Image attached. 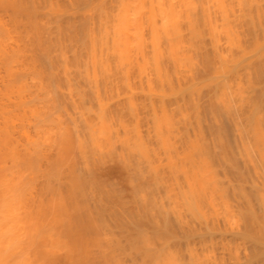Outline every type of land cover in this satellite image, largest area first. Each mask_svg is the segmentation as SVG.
<instances>
[{
	"label": "bare ground",
	"instance_id": "obj_1",
	"mask_svg": "<svg viewBox=\"0 0 264 264\" xmlns=\"http://www.w3.org/2000/svg\"><path fill=\"white\" fill-rule=\"evenodd\" d=\"M0 264H264V0H0Z\"/></svg>",
	"mask_w": 264,
	"mask_h": 264
}]
</instances>
